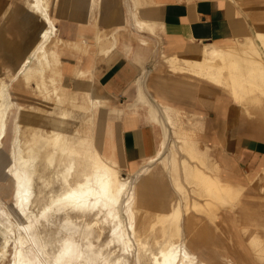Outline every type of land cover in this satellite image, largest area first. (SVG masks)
Returning a JSON list of instances; mask_svg holds the SVG:
<instances>
[{"label":"crops","instance_id":"1","mask_svg":"<svg viewBox=\"0 0 264 264\" xmlns=\"http://www.w3.org/2000/svg\"><path fill=\"white\" fill-rule=\"evenodd\" d=\"M17 1L0 0L1 52L25 40L20 21L15 25ZM96 4L51 0V46L59 80L96 96L94 141L102 154L125 174L155 159V174L144 175L141 187L140 207L147 211L140 222L166 217L170 223L178 213L174 223L187 229L190 250L207 264H264V72L255 68L264 66V0ZM209 43L221 57L207 51ZM7 62L14 76L15 65ZM13 79L12 94L25 109L22 128L32 127L36 93L22 76Z\"/></svg>","mask_w":264,"mask_h":264},{"label":"bare ground","instance_id":"2","mask_svg":"<svg viewBox=\"0 0 264 264\" xmlns=\"http://www.w3.org/2000/svg\"><path fill=\"white\" fill-rule=\"evenodd\" d=\"M29 3L27 8L21 10L20 17L25 40H22L21 46L8 44L0 51V62L8 60L15 65L16 70L10 81L0 74V147L6 137L10 116L15 111L11 162L2 177L3 181L10 179L12 182V205L0 196V264H5L8 260V264H130V255L134 256L136 264H144L143 255H149L151 264H207L190 250L183 235L186 233L183 231L187 229L183 230L180 223H174L180 221L178 213L175 221V216L171 219V227L163 222L164 237L156 240V251L152 249L151 243L141 238L136 209L143 207H140L141 187L146 183L143 181L144 175L155 170V166L152 167L155 159H149L138 169L123 174L115 161L102 154L94 141L96 96L91 90H86V100L78 103L74 96L66 94L60 88L59 72L56 68L59 57L57 50L50 44L55 34V23L50 14L51 0H31ZM33 26L36 27L32 29ZM32 39L36 41L33 42ZM204 47L209 53L221 57L219 48L215 45L209 43L204 44ZM26 49V54L18 61ZM255 68L264 72L263 65ZM49 71L51 74L48 75ZM19 75L26 83L36 79V87L44 96H53L54 104L64 105L58 115H45V120L51 126L48 133L43 134L34 128L27 140L22 136L25 109L11 91L13 78ZM49 86H52V90ZM66 104L72 108L78 106L89 113L81 130L72 132L70 128L71 132H67V126H72V122L69 125L72 111ZM160 113L163 115L161 110ZM166 130L168 128H165L167 135L169 132ZM173 133L179 139L176 129H173ZM45 169H53L52 175L46 176ZM188 171L185 170L186 173ZM54 178L60 188L46 193L45 188ZM39 181L41 185L38 184ZM161 183L163 185V181ZM141 210L147 211L142 208ZM78 217L83 219L82 223L78 222ZM106 228L108 233L104 240ZM116 245L125 256L113 260L112 246Z\"/></svg>","mask_w":264,"mask_h":264},{"label":"rangeland","instance_id":"3","mask_svg":"<svg viewBox=\"0 0 264 264\" xmlns=\"http://www.w3.org/2000/svg\"><path fill=\"white\" fill-rule=\"evenodd\" d=\"M30 1L31 0H18L17 1L18 2L17 7L18 8L20 7L21 10L24 9V8H27L28 7V3ZM96 3H97L96 5L98 6L99 0H96ZM18 8L16 9V15L17 16H16V20H15V23H16L15 25H16V27L19 28L20 25L18 26V23H19V21H21L20 20V17L22 15H21V13L19 11L20 9H18ZM35 27L36 26H33L32 29H34ZM32 29L30 30V32H32ZM31 41L35 42L36 40L35 39H32ZM6 45H8V43ZM9 46H11V45H9ZM23 54L24 53H22V55ZM0 64H1L0 65L1 66V68H0V74L2 76H4V77H6L9 74H11L9 77H13V74H12L14 72L13 66L10 65L7 62V60H3V63H0ZM236 73H237L236 77L237 78L240 77L239 79H241L242 76L244 75V73L241 74L238 71ZM49 74H51L50 71H49ZM247 76L249 77V79L251 78L250 80H254L252 78L253 77V74L252 73H251V75L250 74L249 75L247 74ZM35 80L36 79H32L29 83H27V84H30L29 86H31L33 88L34 93H36V96L38 97V98L36 97L38 101H37V105L32 106V109L30 110V111H32L31 113L33 114V115H31V117L33 116L32 117L33 119H31V120L32 121L33 120L35 121L34 123L32 122V124H33L32 128L29 127V126L23 127V135L22 136H23L24 139L26 138L25 140H27L28 138L31 137L32 131H33L34 128L37 129V131H39V132H41L43 134L48 133V131L51 129V126L48 124L47 120H45V118H46L45 115L46 114H50V115L52 114L54 116L55 115H58L59 112H60V110H61V108L64 107V105H62V103L60 105L58 103L57 104H54V97L53 96H44V93L43 92H40L39 89H37L36 83H35L36 81ZM7 81H10V80H7ZM59 81H60L59 84L62 86V87L60 86V88H61L62 91H64L66 94L69 93V90L72 91L71 87L68 84L64 83V81H61V80H59ZM223 87H224V84H223ZM251 87L256 88L255 83H252L251 84ZM49 88H50V90H52V86H49ZM224 89H225V91L228 92V89H226L225 87H224ZM71 91H70L69 94L75 97L74 99L76 100V102L82 103L83 100H86V93L84 94V93L78 92L76 90L75 91H72V92ZM261 97H264V96H261ZM66 105H67L66 107L69 108L72 111V120L70 121V124H69V125H71V122H72V126H67V128H66L67 132H71V131L73 132V131H79V130H81L82 126L84 125V123L88 119L89 113L86 112L84 109L79 108L78 106L72 108V107H70V105H68V104H66ZM53 106H54V108H53ZM241 106H243V108H244L247 105L246 104L245 105L244 104H241ZM14 117H15V111L12 112V114L10 116L9 123H8V127H7V135H6V139L4 141V148H3L4 150H3V152H1L2 154H4V157H2V159L4 161L2 162L3 165H1L2 166L1 167V170L5 169V167L8 166V164L11 162V158H9V150H10L9 149V141L11 139L12 134L14 133L13 132ZM31 120H29V121H31ZM46 124L48 125V127H47ZM78 127H80V128H78ZM26 130L29 131V132L27 133ZM95 130H96V128H95ZM154 166H155V164L152 165V167H154ZM121 171H122L123 174H125V171L123 169H121ZM44 173H45L46 176H51L52 173H53V169H47V170L45 169L44 170ZM4 176H5V173L2 175V177H4ZM38 184L41 185V182L39 181ZM58 188H60V184L57 183L56 180H55V178H54L53 181L51 182V184L48 185L45 188V192L47 191L46 193H49L52 190H56ZM12 191H13V188H12V182H11V180L10 179H7V181L6 180L3 181V179H2V182L0 183V196L2 197L3 200H5L10 205H12V196H11L12 195ZM140 212H142V213H140ZM144 212L145 211L141 210V208L140 209L139 208L136 209V220H137V227H138V230H139V234L141 235V238L144 241L147 240V242H149V244L151 243V246L153 247L152 249L154 251H156L157 250V246L155 245L156 240H160V239H162L164 237V231L162 230V227L164 226V223L163 222H165V225H168L170 227H171V225H173V222L171 220V222L168 223L169 221H168V219L166 217H156V218H151L150 217L148 220L154 219L156 222L155 221L154 222L152 221L153 224H152V222H150V223H142L140 221H142V219H145L143 217H145L146 212L145 213ZM175 219H176V217L173 219V221H175ZM77 220L80 223H82V221H83V219L81 217H78ZM41 221L44 222V219H41ZM98 224H99V222H98ZM107 229L108 228H106L105 234L103 236L104 237V240L107 238V233H108ZM112 251H113L112 252V258H113V260H116L118 258H123L125 256V253L117 245L116 246H112ZM129 260H130V264H136L135 263V260H134V256L130 255L129 256ZM142 260H143L144 264H151L150 263L149 255H143L142 256ZM8 262H9V260L6 261L5 264H8Z\"/></svg>","mask_w":264,"mask_h":264},{"label":"water","instance_id":"4","mask_svg":"<svg viewBox=\"0 0 264 264\" xmlns=\"http://www.w3.org/2000/svg\"><path fill=\"white\" fill-rule=\"evenodd\" d=\"M148 70H149V69H147L145 72L147 73V72H148ZM144 89H145V92L148 94V92H147V90H146V88H145V87H144ZM148 97H149V98H150V100H151V97H150V96H148ZM153 101H154V100H153ZM153 101H152L151 103H153ZM154 103H155V102H154ZM154 103H153V104H154ZM155 104H156V103H155Z\"/></svg>","mask_w":264,"mask_h":264}]
</instances>
